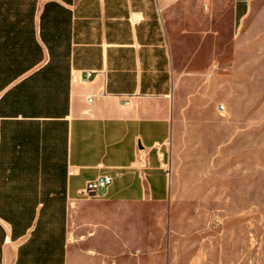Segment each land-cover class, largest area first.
Instances as JSON below:
<instances>
[{
	"label": "crops",
	"instance_id": "obj_1",
	"mask_svg": "<svg viewBox=\"0 0 264 264\" xmlns=\"http://www.w3.org/2000/svg\"><path fill=\"white\" fill-rule=\"evenodd\" d=\"M260 1L0 0V264L141 258L158 224L145 211L173 196L165 157L192 123L182 92L211 82L222 52L191 62L226 26L239 42Z\"/></svg>",
	"mask_w": 264,
	"mask_h": 264
},
{
	"label": "rangeland",
	"instance_id": "obj_2",
	"mask_svg": "<svg viewBox=\"0 0 264 264\" xmlns=\"http://www.w3.org/2000/svg\"><path fill=\"white\" fill-rule=\"evenodd\" d=\"M263 2L239 42L226 26L223 43L192 60L191 68L205 69L211 51L222 52L218 75L205 85L191 76L182 92L191 106L180 116L192 123L180 124L175 152L165 157L173 196L145 211L157 228L128 264H264Z\"/></svg>",
	"mask_w": 264,
	"mask_h": 264
},
{
	"label": "built area",
	"instance_id": "obj_3",
	"mask_svg": "<svg viewBox=\"0 0 264 264\" xmlns=\"http://www.w3.org/2000/svg\"><path fill=\"white\" fill-rule=\"evenodd\" d=\"M90 74L89 72L88 76ZM117 176H119V173H115L114 175L103 174L94 180L88 181L85 187L80 191V196L87 199L101 197L102 192L106 191L112 185Z\"/></svg>",
	"mask_w": 264,
	"mask_h": 264
}]
</instances>
